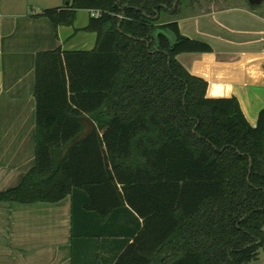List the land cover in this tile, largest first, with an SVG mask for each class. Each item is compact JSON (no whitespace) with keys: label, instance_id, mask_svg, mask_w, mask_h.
Here are the masks:
<instances>
[{"label":"trees","instance_id":"1","mask_svg":"<svg viewBox=\"0 0 264 264\" xmlns=\"http://www.w3.org/2000/svg\"><path fill=\"white\" fill-rule=\"evenodd\" d=\"M180 4L73 0L42 14L58 28L99 12L84 29L96 46L41 56L36 165L0 202L71 197L74 249L85 215L119 242L98 264H258L264 248V109L254 127L236 97L208 98L178 62L211 51L160 21ZM88 120L93 132L69 147ZM122 213L129 225L113 229Z\"/></svg>","mask_w":264,"mask_h":264},{"label":"crops","instance_id":"2","mask_svg":"<svg viewBox=\"0 0 264 264\" xmlns=\"http://www.w3.org/2000/svg\"><path fill=\"white\" fill-rule=\"evenodd\" d=\"M72 1L0 0V192L16 188L36 165L35 91L41 56L96 46L97 35L84 30L92 12L80 10L73 26L58 28L42 16ZM219 2L196 1L187 14L179 9L174 20L181 33L208 44L211 51L182 53L177 60L208 82V98L236 97L256 125L264 109V13L250 3L224 7ZM129 220L122 213L113 229ZM72 226L71 197L58 203L0 202V264H98L118 253L119 242L97 236V217L77 221L78 230L88 234L75 249Z\"/></svg>","mask_w":264,"mask_h":264},{"label":"rangeland","instance_id":"3","mask_svg":"<svg viewBox=\"0 0 264 264\" xmlns=\"http://www.w3.org/2000/svg\"><path fill=\"white\" fill-rule=\"evenodd\" d=\"M196 1L198 3H206L207 0H181V4H180V8H179L181 10V13L182 14L189 13L192 5ZM235 1H237V2H233L231 0H220L219 4H220V6H224V7L227 6L228 4L229 5H236V6L237 5L238 6L239 5L240 6H247V5H249L248 0H235ZM256 8H258L260 12L264 13V3L259 4ZM179 13L176 14L175 16H171L169 14L168 15H164L160 21L161 22H169V21H171V20H173L175 18H178ZM258 264H264V248L260 251V258H259Z\"/></svg>","mask_w":264,"mask_h":264},{"label":"water","instance_id":"4","mask_svg":"<svg viewBox=\"0 0 264 264\" xmlns=\"http://www.w3.org/2000/svg\"><path fill=\"white\" fill-rule=\"evenodd\" d=\"M249 2H250V4H252V5H259V4H262L263 3V0H248ZM254 127H256L257 126V124L256 125H253ZM94 128H95V124H94V122L93 121H90V120H88V121H86V128H85V130H84V132L83 133H81L70 145H69V147H71L74 143H77V142H80V141H82V140H84L85 138H87L92 132H93V130H94Z\"/></svg>","mask_w":264,"mask_h":264},{"label":"built area","instance_id":"5","mask_svg":"<svg viewBox=\"0 0 264 264\" xmlns=\"http://www.w3.org/2000/svg\"><path fill=\"white\" fill-rule=\"evenodd\" d=\"M100 13L99 12H92V16H99Z\"/></svg>","mask_w":264,"mask_h":264}]
</instances>
